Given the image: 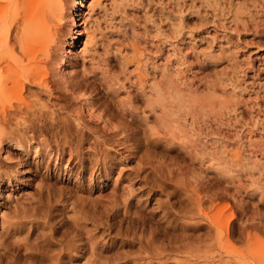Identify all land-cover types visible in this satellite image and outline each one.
Listing matches in <instances>:
<instances>
[{"label": "rangeland", "instance_id": "rangeland-1", "mask_svg": "<svg viewBox=\"0 0 264 264\" xmlns=\"http://www.w3.org/2000/svg\"><path fill=\"white\" fill-rule=\"evenodd\" d=\"M81 19L68 71L111 123L45 95L82 143H0V264H264V0H88Z\"/></svg>", "mask_w": 264, "mask_h": 264}, {"label": "bare ground", "instance_id": "bare-ground-1", "mask_svg": "<svg viewBox=\"0 0 264 264\" xmlns=\"http://www.w3.org/2000/svg\"><path fill=\"white\" fill-rule=\"evenodd\" d=\"M87 1L0 0V143H5L6 156L14 148L28 152L36 137L40 138V145L46 146L47 150L52 149L47 139L50 133L57 141L61 138L65 144L70 145L74 141L82 143L86 134L80 123L82 118L75 117L77 127L74 126V130L68 119L55 117L43 109L42 97L45 95L69 100L71 96L84 92L82 97L90 119H104L106 125L111 123L106 116L107 110L95 99V92L91 90L87 93L88 87L77 82L73 70L68 71L72 60L81 56L79 45L82 40L90 39L81 19ZM66 21L71 22L68 33L63 29ZM14 31L16 33L13 35ZM62 109L68 115L75 116L71 107ZM88 129L97 133L92 127ZM57 155L61 159L62 155ZM9 196L8 192L3 194L6 200ZM5 218L2 214L1 225ZM220 222H217L218 226ZM218 235L223 234L220 232ZM178 250L173 251L180 252ZM168 251V247H157L158 256ZM232 256L237 257L236 254Z\"/></svg>", "mask_w": 264, "mask_h": 264}]
</instances>
